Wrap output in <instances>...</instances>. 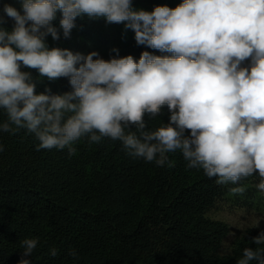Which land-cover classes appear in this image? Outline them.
I'll use <instances>...</instances> for the list:
<instances>
[{"label": "clouds", "instance_id": "1", "mask_svg": "<svg viewBox=\"0 0 264 264\" xmlns=\"http://www.w3.org/2000/svg\"><path fill=\"white\" fill-rule=\"evenodd\" d=\"M19 3L21 10L3 6L14 21L10 31L0 15V109L7 115L0 132L25 129L39 141L38 151L67 149L70 157L83 137L90 143L110 138L157 166L172 167L167 154L179 150L188 168L202 169L217 184L258 173L257 187L264 191V0H182L152 11L135 9L133 0ZM84 16L123 24L137 45L168 55L144 51L138 61L131 55L104 60L95 51L48 47V36L58 41L62 32L70 38ZM22 69L36 70L38 77ZM41 78H68L71 91L37 93ZM164 106L169 122L147 130L145 116H158ZM132 126L135 131L126 132ZM252 241L264 245V231ZM37 243L21 241L19 264H32L25 257ZM69 255L78 258L75 250ZM251 261L264 264V248H245L237 264Z\"/></svg>", "mask_w": 264, "mask_h": 264}, {"label": "trees", "instance_id": "2", "mask_svg": "<svg viewBox=\"0 0 264 264\" xmlns=\"http://www.w3.org/2000/svg\"><path fill=\"white\" fill-rule=\"evenodd\" d=\"M180 3L133 0V7L152 11ZM5 4L21 10L19 0H0V15ZM4 18L3 27L10 31L14 21ZM59 18L57 13L56 26ZM75 23L70 38L62 32L58 41L48 36V47L84 55L95 51L104 60L131 55L138 61L144 51L168 55L137 45L134 32L123 24L87 16ZM22 70L38 77L36 70ZM45 88L52 94L71 91L68 78L39 79L36 92ZM169 117L167 106L154 118L146 115L147 130L167 124ZM5 121L6 112L0 109V123ZM128 131H135L134 126ZM38 144L25 129L0 132V264H19L26 238L38 239L32 256L25 257L32 264H237L245 248H264L252 241L260 230L248 228L231 252H220L230 227L207 213L224 196L227 184H217L202 169L188 168L179 150L167 154L173 162L168 167L133 157L121 141L110 138L90 143L83 137L73 144L76 153L71 157L67 149L38 151ZM257 179L255 173L237 185ZM53 247L55 257L49 254Z\"/></svg>", "mask_w": 264, "mask_h": 264}, {"label": "rangeland", "instance_id": "3", "mask_svg": "<svg viewBox=\"0 0 264 264\" xmlns=\"http://www.w3.org/2000/svg\"><path fill=\"white\" fill-rule=\"evenodd\" d=\"M260 179L250 180L244 184L227 183V190L214 207L208 211L213 219L228 223L230 230L223 240L221 253L232 251L235 240L248 228L264 231V191L258 189ZM243 187V193H233L232 188Z\"/></svg>", "mask_w": 264, "mask_h": 264}]
</instances>
